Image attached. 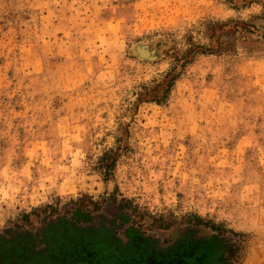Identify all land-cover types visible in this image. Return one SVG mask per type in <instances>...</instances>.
<instances>
[{
    "label": "rangeland",
    "instance_id": "rangeland-1",
    "mask_svg": "<svg viewBox=\"0 0 264 264\" xmlns=\"http://www.w3.org/2000/svg\"><path fill=\"white\" fill-rule=\"evenodd\" d=\"M0 264H264V0H0Z\"/></svg>",
    "mask_w": 264,
    "mask_h": 264
},
{
    "label": "crops",
    "instance_id": "crops-1",
    "mask_svg": "<svg viewBox=\"0 0 264 264\" xmlns=\"http://www.w3.org/2000/svg\"><path fill=\"white\" fill-rule=\"evenodd\" d=\"M80 254H82V252ZM77 259H78V261H80V263H82V256L81 255H78Z\"/></svg>",
    "mask_w": 264,
    "mask_h": 264
},
{
    "label": "trees",
    "instance_id": "trees-1",
    "mask_svg": "<svg viewBox=\"0 0 264 264\" xmlns=\"http://www.w3.org/2000/svg\"><path fill=\"white\" fill-rule=\"evenodd\" d=\"M84 261H85V259H84V258H82V263H84Z\"/></svg>",
    "mask_w": 264,
    "mask_h": 264
}]
</instances>
